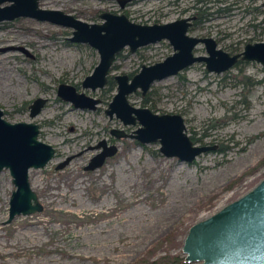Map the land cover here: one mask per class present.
Wrapping results in <instances>:
<instances>
[{"label":"rangeland","instance_id":"obj_1","mask_svg":"<svg viewBox=\"0 0 264 264\" xmlns=\"http://www.w3.org/2000/svg\"><path fill=\"white\" fill-rule=\"evenodd\" d=\"M137 0L122 9L119 0H42L46 10H60L90 23L100 14H125L144 25L166 24L208 10L194 37H210L231 55L249 43L264 42V0ZM8 3L2 5L7 6ZM199 14V13H198ZM73 30L20 18L0 23V109L10 123H36L40 140L57 149L45 168L32 170V187L42 213L17 217L11 224L9 202L15 186L9 171L0 172V264H174L185 259L183 246L190 228L252 191L264 180V68L237 64L217 75L195 64L178 76L155 83L147 100L154 112L179 114L200 145L217 146L193 164L166 158L160 145L118 142L119 153L102 168L85 167L98 153L90 148L125 128L105 113L117 90L93 92L82 83L99 64L96 50L70 42ZM167 41L131 53L125 49L110 76L134 74L173 55ZM206 56L204 45L195 50ZM61 84L100 99L96 111L75 109L58 97ZM48 103L36 118L29 106ZM143 107L137 93L129 97ZM227 147L225 153L218 152ZM65 169L57 165L78 155ZM71 216H76L73 218Z\"/></svg>","mask_w":264,"mask_h":264},{"label":"water","instance_id":"obj_2","mask_svg":"<svg viewBox=\"0 0 264 264\" xmlns=\"http://www.w3.org/2000/svg\"><path fill=\"white\" fill-rule=\"evenodd\" d=\"M41 1L0 0V23L29 18L72 29L70 42L88 45L99 55V64L82 83L84 89L93 92L107 86L110 72L125 49L136 53L149 45L169 42L174 53L164 61L144 65L132 79L127 75L115 77L117 92L106 114L111 120H120L124 126L140 125L131 134L113 130V136L136 141L139 145L158 143L163 156L185 164H193L203 154L216 151L217 146L195 144L187 132L183 116L159 115L148 108L135 107L129 102V97L136 92L146 95L155 83L178 76L195 64H204L207 72L217 75L228 72L239 61L255 62L264 68V42L249 43L242 53L230 55L219 48L215 39L190 35L194 18L144 25L131 21L126 15L105 12L100 17L103 23L90 24L60 10L43 9ZM131 1L136 0H120L121 8L124 9ZM6 3L9 5L3 7ZM199 45H204L206 56L195 54ZM13 51L33 58L23 47L0 49L2 54ZM57 94L75 109L96 111L101 105L100 99L79 93L72 85L61 84ZM47 101L36 99L30 106V117H38ZM3 117L4 112L0 109V172L9 171L15 186L9 202V217L5 222L9 225L17 217L44 211L32 187L30 172L45 168L57 156L55 147L40 140L39 124H13ZM90 150L99 153L85 167L87 172L102 168L119 152L117 146H109L106 140ZM76 157L70 156L60 162L56 170L65 169ZM183 253L188 264H264V180L215 215L193 225L185 238Z\"/></svg>","mask_w":264,"mask_h":264},{"label":"flooded vegetation","instance_id":"obj_3","mask_svg":"<svg viewBox=\"0 0 264 264\" xmlns=\"http://www.w3.org/2000/svg\"><path fill=\"white\" fill-rule=\"evenodd\" d=\"M137 1V0H136ZM133 2H135V1H131V2H128L126 5H125V8L126 7H128L129 5H131ZM119 3H120V0H119ZM121 6V5H120ZM124 8V9H125ZM105 13V12H104ZM103 13H101L100 14V17H101V15H102ZM119 15V14H118ZM122 15H125V14H122ZM128 17V16H127ZM129 18V17H128ZM187 18H194V21H193V25H192V27L190 28V30H192L193 29V27H195V24L196 23H198L199 24V21H200V19H199V17L195 14V15H193V16H190V17H187ZM130 19V18H129ZM131 20V19H130ZM131 21H133V20H131ZM134 22V21H133ZM136 23V22H135ZM139 24V23H138ZM190 33V32H189ZM218 43V42H217ZM228 53V52H227ZM230 54V53H229ZM231 55V54H230ZM236 55V54H235ZM121 56V54L118 56V58H117V60L119 59V57ZM116 60V61H117ZM240 62V61H239ZM116 63V62H115ZM114 67V66H113ZM142 69V68H141ZM140 69V70H141ZM189 69V68H188ZM186 71V70H185ZM140 72V71H139ZM138 72V73H139ZM138 73H134V74H130V75H128V74H119V75H114V76H110L109 75V77H108V84H107V86H109V82L111 81V80H113L114 81V83H115V88L114 89H116L117 90V83H116V80H115V77H117V76H120V75H127L130 79H132L135 75H137ZM183 73V72H182ZM181 74V73H180ZM68 85V84H67ZM60 86V85H59ZM75 87V86H74ZM59 88V87H58ZM76 88V87H75ZM77 89V88H76ZM78 91V90H77ZM57 93H58V89H57ZM139 94L141 97H142V103H143V107H140V108H148V109H150L153 113H156V114H159V113H157V112H154L153 110H152V108L149 106L150 105V102H148V100H147V95H148V93L146 94V95H143L141 92H136V93H134V94ZM134 94H132V95H134ZM131 95V96H132ZM48 103V102H47ZM32 105V104H31ZM30 105V106H31ZM47 105V104H46ZM30 106H29V110H30ZM109 107V106H108ZM107 111V110H106ZM106 113V112H105ZM159 115H161V114H159ZM110 118V117H109ZM111 120V119H110ZM123 124V123H122ZM123 126H124V124H123ZM125 128H130V126H124ZM134 127V126H133ZM41 128V127H40ZM113 130H118V131H124V132H126L127 134H131V133H133L134 131H136V130H124V129H111L110 130V137L108 138V139H102V140H100L97 144H96V146L100 143V142H102L103 140H106L107 142H108V145L109 146H117L118 148H119V145H118V142H120V141H123V140H130V139H126V138H117V137H115V136H113L112 135V131ZM133 141V140H132ZM136 144H139L138 142H136V141H134ZM92 148V147H91ZM119 150H120V148H119ZM98 153H99V151H98ZM97 153V154H98ZM119 153V152H118ZM82 155V153H80V154H78L77 155V157L78 156H81ZM56 156H57V149H56ZM117 156V155H116ZM68 158V157H67ZM66 158V159H67ZM114 158V157H113ZM112 159V158H111ZM65 160V159H64ZM63 160V161H64ZM108 160H110V159H108ZM107 160V161H108ZM106 164H107V162H106ZM105 164V165H106ZM104 165V166H105ZM58 166V165H57Z\"/></svg>","mask_w":264,"mask_h":264},{"label":"trees","instance_id":"obj_4","mask_svg":"<svg viewBox=\"0 0 264 264\" xmlns=\"http://www.w3.org/2000/svg\"><path fill=\"white\" fill-rule=\"evenodd\" d=\"M206 2H207V0H198L197 1V4L198 5H205L206 4ZM196 10H197V16L199 17V19H200V17L201 18H203V17H205V16H207V15H209L208 14V10H203V8H198V6L196 7ZM199 13V14H198ZM200 22V21H199ZM199 24L198 23H196L195 24V27H197ZM263 32H264V27H263ZM244 62L243 61H240L238 64H243ZM115 83H114V81L113 80H111L110 82H109V89L110 90H113L114 88H115ZM191 139H192V141L195 143V144H199V143H201V139H197L196 137H194V136H191ZM227 151V147H220L219 149H218V152H220V153H225ZM71 217H73V218H77L76 216H71ZM174 259V264H188V263H186L185 262V259L184 258H182V257H175V258H173Z\"/></svg>","mask_w":264,"mask_h":264}]
</instances>
